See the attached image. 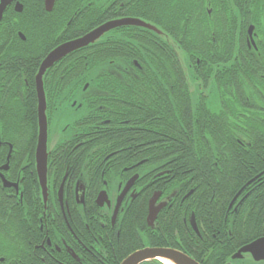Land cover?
Wrapping results in <instances>:
<instances>
[{"label": "trees", "instance_id": "obj_1", "mask_svg": "<svg viewBox=\"0 0 264 264\" xmlns=\"http://www.w3.org/2000/svg\"><path fill=\"white\" fill-rule=\"evenodd\" d=\"M87 1L91 0H57L49 13L54 16V41H44L45 52L118 16L141 18L165 34L136 26L117 28L97 43L72 53L65 62L68 65L65 71L71 73L65 78L70 80L86 69L91 88L99 92L89 91V96L101 98L94 99L92 105L100 103L105 107L101 112L103 119H113L116 109L129 112V118L133 119L129 127L133 128L134 151L142 149L152 164L160 160L163 147L167 166L179 170L178 181L196 187L191 202L195 204L192 209L202 236L197 235V248L191 237L177 228L182 249L201 264H229L240 247L264 237V174L255 179L264 171V112L255 106L251 98L253 90L246 83L255 84L257 52L249 50L244 41H227L226 35L232 36L230 28L212 26L215 12L209 15L206 7L210 4L217 10L220 0H125L122 11L114 0H100L99 16L94 8L91 12L83 8ZM225 3L245 6L243 0ZM247 5L264 7V0H249ZM80 7L87 12L80 10L71 33H65L64 26ZM118 30L135 32V40L130 41L128 35L127 41H116ZM140 33H145V41H139ZM21 44L22 48L35 47L29 42ZM29 52L32 51L24 53ZM246 54L251 58L241 61L240 57ZM197 58L206 67L216 65L212 78V68L202 74L205 82L210 77L213 86L207 97L191 88L196 83L195 72H201L194 68ZM128 64L134 72L129 80L127 76L122 79L114 76L116 66ZM214 100L218 102L216 108L211 105ZM36 103L35 91L25 93L22 98L11 95L6 100L0 128L15 148L11 168L20 160L27 163L28 155L30 160L33 158L38 132ZM126 114L123 118L128 117ZM114 124L104 126L101 132L102 142L110 150L125 145V141L111 139L112 134L128 133L116 132ZM252 179L245 188V192L252 191L247 201L237 212H228L234 197ZM140 204L136 201L127 215L126 219L136 222V228L126 235L125 247L118 253L121 259L138 248L136 229L147 213L146 205ZM163 232L172 241L165 229ZM152 239L157 240L155 245L165 242L162 235Z\"/></svg>", "mask_w": 264, "mask_h": 264}, {"label": "flooded vegetation", "instance_id": "obj_2", "mask_svg": "<svg viewBox=\"0 0 264 264\" xmlns=\"http://www.w3.org/2000/svg\"><path fill=\"white\" fill-rule=\"evenodd\" d=\"M98 1L101 5L100 0H95V5L92 6L91 0L87 1L83 8H88L90 12L94 8L99 16ZM56 2L57 0L53 9L49 11L45 0L6 1L0 18V126L3 123L2 111L6 106V100L11 98V95L22 98L25 93L34 91L38 126L36 75L42 60L52 50L45 52L44 41H54V16L49 13L54 10ZM238 2L241 3V0ZM114 3L119 4L121 11L125 7V0H114ZM220 3L221 6L217 10L210 4L206 7L209 15L217 12L214 13L212 26L218 29L230 28L232 39L227 34V41H244L249 50L254 49L257 52L255 84L252 85L250 81L246 83L252 88L251 98L262 113L264 7H250L247 5L249 0H243L245 6L239 5L240 7L226 5L225 0H220ZM83 8L80 7L69 19L63 29L65 33H71L74 28L73 21L80 10L87 12ZM124 17L132 16H118L113 19ZM63 31L62 34H65ZM128 35L130 41L135 40L133 38L135 32L129 30H118L115 40L127 41ZM139 37H141L139 41L146 40L145 33H140ZM72 39H66L64 42ZM25 42L35 44V47L22 48L21 43ZM29 50L32 52L24 53ZM70 55L50 68L43 80L48 126V158L44 186L40 181L37 166L38 132L32 152L33 158L30 160L28 155L27 163L20 160L11 168L10 162L15 148L13 143L5 138L0 128V264H120L134 251L145 246L172 248L188 254L182 249L179 230L187 233V236L191 237L190 241L195 242L198 248L197 235L199 237L202 235L196 221V212L192 209L195 204L191 202L196 187L186 183L187 181H178L179 170L167 166L163 147L159 153L160 160L153 164L142 149L134 151V134L131 133L133 128L129 127L133 119L129 118V112L126 114V111L122 112L120 108L115 110L114 120L102 118L101 112L105 107L100 103L92 105L94 99L98 101L101 98L89 96L90 92H99H96L95 87L91 88L92 81L88 79L87 70L73 75L70 80L65 78L66 74L71 73L65 71L68 66L65 62L71 58ZM248 58L251 56L246 54L242 55L240 60L246 61ZM195 62L194 68L201 71L195 72V91L198 90V93L205 97L210 96L213 87L209 82L210 77L205 82L202 74H206L212 68L210 74L212 78L216 65L210 64L211 67H206L200 58ZM135 64L140 68L137 61ZM130 68L129 64L127 67L118 65L112 73L119 79L127 76L129 80L134 75L133 69ZM227 69L229 68L226 67ZM126 89L129 90V87ZM217 104L218 102L214 100L212 108H216ZM62 107L72 108L75 114L66 122L56 142L51 144V126L55 124V113ZM125 114L127 118H123ZM111 122H115L116 132L124 130L128 132L127 135L124 133L111 135V139L114 137L125 141L123 147L115 150H110L102 142V128ZM56 136L57 134L53 133L52 139ZM50 145L53 146L50 148ZM142 155L145 156L140 157ZM6 165L8 168L4 169ZM263 174L264 171L255 179ZM253 180L239 191V196L235 201L233 199V205L231 206L233 201L229 205L228 212H237L243 201H247L252 191L245 192V188ZM103 190H106L108 199L100 201L99 204L97 201ZM153 198L155 206L161 208L153 226H150L148 215ZM136 201L141 202V207L146 205L147 212L146 216L144 217V213L141 218L142 225L136 229L139 237L138 248L121 259L118 253L125 247L124 243L128 240L126 235L129 230L133 232L136 228L133 219H126ZM164 229L172 241L167 240ZM161 235L165 239L164 244L155 245L157 240L151 238L157 239ZM148 263L160 262L155 260L142 264Z\"/></svg>", "mask_w": 264, "mask_h": 264}, {"label": "water", "instance_id": "obj_3", "mask_svg": "<svg viewBox=\"0 0 264 264\" xmlns=\"http://www.w3.org/2000/svg\"><path fill=\"white\" fill-rule=\"evenodd\" d=\"M7 0H1L0 2V18L2 16V11L6 6ZM56 0H45L47 10L51 11ZM136 26L142 27L151 31L156 32L159 35H165L156 25L145 21L138 17H124L109 20L102 25L94 28L88 33L80 36L78 38L65 41L55 48H53L46 57L42 60L38 73L36 75V84L38 92V144H37V166L40 181L44 186L43 180H45L46 174V161L48 158L47 151V106H46V96L44 92V75L46 72L52 68L57 62L70 55L71 53L86 48L100 41L105 35L109 34L111 31L119 27H129ZM180 56L182 52L178 50ZM187 70V68H186ZM195 85V84H194ZM193 83L191 88L194 87ZM8 168V165L3 167ZM10 186V184H8ZM240 193L234 198V201L239 196ZM84 197V196H83ZM108 199V194L106 190H103L98 198V203L100 201H105ZM232 202L231 206L233 205ZM159 206H155L154 198L150 202V211L148 215V222L150 226H153L157 219V215L160 211ZM160 261L163 264L169 262L171 264H201L188 254L183 251L165 248V247H152L145 246L139 250L134 251L128 257H126L120 264H142L146 261ZM264 264V237H260L244 246L239 248L231 257L229 264Z\"/></svg>", "mask_w": 264, "mask_h": 264}, {"label": "rangeland", "instance_id": "obj_4", "mask_svg": "<svg viewBox=\"0 0 264 264\" xmlns=\"http://www.w3.org/2000/svg\"><path fill=\"white\" fill-rule=\"evenodd\" d=\"M193 90H195V88L193 87ZM75 114V111L72 108L67 107L66 109L60 108L59 111H57L55 113V124L53 126H51V132H50V139H51V144H54L56 142V140L59 138L63 127L65 126L66 122L70 121V119L72 118V116ZM56 133L57 136L56 138L52 139V134ZM53 145H50V148Z\"/></svg>", "mask_w": 264, "mask_h": 264}, {"label": "bare ground", "instance_id": "obj_5", "mask_svg": "<svg viewBox=\"0 0 264 264\" xmlns=\"http://www.w3.org/2000/svg\"><path fill=\"white\" fill-rule=\"evenodd\" d=\"M165 264H171V263H169V262H165Z\"/></svg>", "mask_w": 264, "mask_h": 264}]
</instances>
